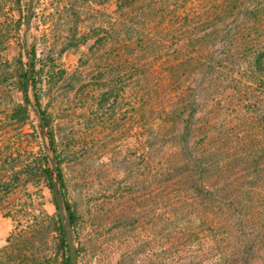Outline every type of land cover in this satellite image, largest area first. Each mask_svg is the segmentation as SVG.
I'll list each match as a JSON object with an SVG mask.
<instances>
[{
  "label": "trees",
  "instance_id": "obj_1",
  "mask_svg": "<svg viewBox=\"0 0 264 264\" xmlns=\"http://www.w3.org/2000/svg\"><path fill=\"white\" fill-rule=\"evenodd\" d=\"M4 3L0 92L9 77L17 79L19 108L42 117L47 144L32 152L0 139V210L15 222L0 264H53L59 256L70 264L57 208L33 215L25 202L13 210L6 204L27 179L41 178L56 207L50 158L78 264L87 241L66 168L85 187L97 183L110 192L114 206L103 202L95 211L101 228L148 233V241L138 233L135 248L116 264H140L146 248L152 260L155 246L176 264H264V0H118L111 45L100 57L111 62L109 81L101 71L90 74L88 61L52 71L46 105L33 75L35 50L33 103L29 52L26 68L18 60L13 70L3 55L11 30L19 31L18 21L10 28L1 18ZM73 15L65 50L84 42ZM96 43L104 49L105 36ZM88 77L101 84L84 86ZM77 92L86 100L84 131L54 130L47 106ZM120 137L129 139L132 155L116 150Z\"/></svg>",
  "mask_w": 264,
  "mask_h": 264
},
{
  "label": "rangeland",
  "instance_id": "obj_2",
  "mask_svg": "<svg viewBox=\"0 0 264 264\" xmlns=\"http://www.w3.org/2000/svg\"><path fill=\"white\" fill-rule=\"evenodd\" d=\"M30 2H32V7H29ZM117 5L118 0H5L1 18L10 28L13 21L19 22L18 33L11 30V37L6 42V49L3 53L9 60V69H15L18 60H21L26 68L27 52L35 50L33 75L40 82L45 105L48 103L47 92L52 88L50 83L52 71L73 70L81 62L88 61L90 74L94 70L95 73L101 71L102 77L104 76L105 79L103 82L106 83L110 77L109 64L111 62H100V57L104 55L106 49L109 50L111 45L109 37L112 33L111 24L117 13ZM74 11L79 14L80 33L84 42L78 48L65 50L64 45L69 26L73 24L75 17ZM29 13L31 17L26 23ZM104 36L106 46L103 49L96 42ZM89 78L85 81L84 86L90 88L94 83L101 84L100 81H92ZM28 91L33 103L31 82H29ZM81 94L77 92L70 96L72 103L67 100L60 102L55 99L56 101L53 100L47 106L54 130L69 131L70 128H73L79 132L84 131L86 100ZM21 103L20 84L17 79L9 77L0 92V139H11L13 142L22 144L26 150L37 152V144L43 143L40 136L39 116L33 108H30V116L26 117L19 108ZM123 110L125 111V109ZM127 140L120 137L114 142V146L117 151H122V154L129 152L132 155L133 152L130 150L131 146ZM45 141L47 144L46 137ZM46 152L49 156L52 155L50 150L47 149ZM66 172L70 184L68 197L71 203L77 204L82 218V236L87 241L86 252L81 259V264H116L123 255L135 248V243L140 240V238L137 239V235L142 231H111L110 225L101 228L96 222L95 211L103 202H106V205L108 204L110 207L114 206L110 192L106 191L103 185L97 183L93 188L85 187L78 176L76 177L72 173L73 171L66 168ZM27 180V187L20 190L14 198L7 200V206L13 210L26 203V206L30 207V209L27 207V210L33 215L40 212L55 213L56 207L47 183L41 178ZM108 206L107 210L110 208ZM14 227V220L0 210V249L6 245ZM142 234L141 240L148 241L149 236L146 235L148 233L143 231ZM144 252L140 264H176L173 259L162 253L161 247H154L152 260H150L147 248ZM53 264H62V258L59 256Z\"/></svg>",
  "mask_w": 264,
  "mask_h": 264
},
{
  "label": "water",
  "instance_id": "obj_3",
  "mask_svg": "<svg viewBox=\"0 0 264 264\" xmlns=\"http://www.w3.org/2000/svg\"><path fill=\"white\" fill-rule=\"evenodd\" d=\"M29 7H32V2H30ZM30 17H31V14L29 13L27 15L26 23L29 22ZM28 58H29V61H28V66H27V80L28 82H30L32 78V62H31L32 56L30 52L28 53ZM39 125H40V136L46 146L45 123L42 117L40 116H39ZM50 163H51L52 175L54 176V180H53L54 198H55L56 208L59 214V218L62 223L64 237H65V240L68 246L70 264H78V253H77L76 245L74 242L73 228H72L70 216L64 205L63 191L59 185V180L57 176V166H56L55 161L52 158H50Z\"/></svg>",
  "mask_w": 264,
  "mask_h": 264
}]
</instances>
